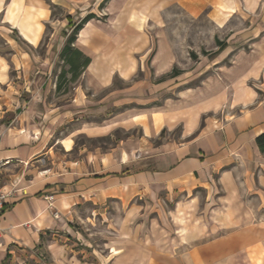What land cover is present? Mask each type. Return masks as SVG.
<instances>
[{"label": "crops", "instance_id": "0c3cea01", "mask_svg": "<svg viewBox=\"0 0 264 264\" xmlns=\"http://www.w3.org/2000/svg\"><path fill=\"white\" fill-rule=\"evenodd\" d=\"M75 1L82 0H0V186L8 194L0 216V264H47L36 252L46 242L51 253L61 252L46 238L49 233L69 232V223L84 206L100 208L110 198L131 203L139 195L163 190L189 194L212 174L218 175L226 204L240 207L229 219L241 221V232L195 246L177 264H264L263 219L250 207L264 205V153L256 142L264 132V80L261 94L252 87L238 88L226 121L214 119L215 128L184 144L165 141L155 146L152 139L179 123L184 124V136H191L200 125V105L158 107L121 121L84 124L78 131L94 136L115 127H139L142 133L108 152L83 149L80 160L61 158L55 145L59 143L66 154L74 150V130L68 127L75 116L95 103L102 110L107 106L103 100L93 102L81 85L71 101L58 104L46 99L56 87L54 58L32 48L37 49L46 28L59 21L53 6L68 9ZM103 1L91 4L101 7ZM173 5L195 17L208 6L212 12L217 5L223 7L221 12L244 6L249 14L258 15V28H264V0H108L101 7L104 18L95 10L88 12L96 17L77 35L75 46L91 58L82 78H90L96 91L112 87L116 75L129 80L149 45L147 26L163 21ZM250 56L256 60L251 73L259 75L264 71V42L257 56ZM234 108L240 109L235 115ZM137 258L130 255L127 264ZM162 259L150 256L143 262L176 264L166 254Z\"/></svg>", "mask_w": 264, "mask_h": 264}, {"label": "rangeland", "instance_id": "374dc122", "mask_svg": "<svg viewBox=\"0 0 264 264\" xmlns=\"http://www.w3.org/2000/svg\"><path fill=\"white\" fill-rule=\"evenodd\" d=\"M91 1H75L68 9L54 7V17L59 21L49 25L41 44L37 49L32 48L38 54L54 58L52 78L56 87L47 95V101L58 104L71 101L77 94L76 87L81 85L93 102L103 100L107 105L102 110L95 103L75 116L68 127V131L74 130V150L66 154L57 143V156L80 160L83 149L84 153L95 149L108 152L129 137L142 133L139 127H115L111 133L94 136L78 131L84 124L98 125L115 118L121 121L132 113L158 107L179 109L185 105H200L203 111L200 125L191 136H184V124L179 123L152 139L155 146L165 141L184 144L214 127V119L226 121L228 109L242 85L252 87L257 94L262 93L264 71L253 75L256 60H249L251 54L257 56L264 42V28H258L260 19L258 15L249 14L244 6L233 12H221L224 9L220 5L215 12L208 6L196 17L177 5L171 6L163 21L147 26L149 45L129 80L116 75L112 87L96 91L90 78H82V72L74 81H63L62 88L57 90L59 74L69 68L60 53L74 25L93 10L104 18V10ZM175 67L182 73L164 79ZM245 70H249L250 75H243ZM70 77L68 74L67 80ZM196 98L198 100L194 101ZM233 110V115L240 111L239 108ZM201 154L202 160L207 158L205 151ZM202 181L203 184L189 194L163 190L150 196L139 195L131 203L110 198L100 208L92 204L84 206L79 216L69 223V232L49 233L46 238L61 252L51 253L46 242L36 253L47 264L79 261L82 264H127L130 255L138 257L134 264H145L143 260L150 256L161 257L163 261L165 254L177 264L178 258L187 256L195 246L205 245L225 234L235 235L242 229L241 221L229 219L232 212L241 209L226 204L224 190L217 186L218 175L212 174ZM250 207L264 220V205Z\"/></svg>", "mask_w": 264, "mask_h": 264}, {"label": "trees", "instance_id": "16d2710c", "mask_svg": "<svg viewBox=\"0 0 264 264\" xmlns=\"http://www.w3.org/2000/svg\"><path fill=\"white\" fill-rule=\"evenodd\" d=\"M107 1L108 0H104L101 3V7H103ZM95 17L96 14L94 13L87 14L83 19L80 20V22L74 25L73 31L68 35L64 47L60 53V58L64 61V63H66L69 66V68L63 69L59 74L57 90H60L62 88L63 81H65L66 83L67 81L76 80L82 74V72L87 67V65L90 63L91 58L85 55L83 51H81L79 48L75 46V41L79 31L82 29L84 24ZM219 43L220 45H224L221 41H219ZM193 56L196 57L195 54H193ZM181 73L182 71L175 67L171 72L167 73L164 76V79L168 77L170 78L176 77ZM68 74H71L69 80H67ZM256 142L261 152L264 153V132L257 136Z\"/></svg>", "mask_w": 264, "mask_h": 264}, {"label": "built area", "instance_id": "2783aa9c", "mask_svg": "<svg viewBox=\"0 0 264 264\" xmlns=\"http://www.w3.org/2000/svg\"><path fill=\"white\" fill-rule=\"evenodd\" d=\"M7 193L5 191H3V189L0 186V216L3 213L5 206H6V200H7ZM53 195H49L47 197L48 200L52 201L53 200ZM56 218H59L58 214H55Z\"/></svg>", "mask_w": 264, "mask_h": 264}]
</instances>
